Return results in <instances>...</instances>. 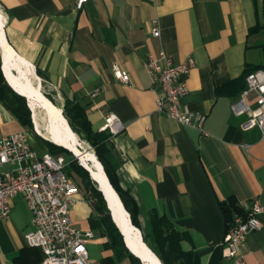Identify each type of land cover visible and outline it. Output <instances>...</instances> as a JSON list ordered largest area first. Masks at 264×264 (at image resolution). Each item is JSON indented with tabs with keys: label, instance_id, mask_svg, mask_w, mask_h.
I'll return each mask as SVG.
<instances>
[{
	"label": "crops",
	"instance_id": "1",
	"mask_svg": "<svg viewBox=\"0 0 264 264\" xmlns=\"http://www.w3.org/2000/svg\"><path fill=\"white\" fill-rule=\"evenodd\" d=\"M0 0L3 32L61 110L78 103L95 133L105 115H116L123 131L109 136L107 159L120 186L134 199L139 231L156 248L150 221L162 217L180 235L190 264H229L222 255L225 220L220 208L264 200V138L243 131L229 95L246 67L264 65V0ZM159 29L153 37L151 30ZM176 64L193 65L182 99L206 114L203 130L181 126L156 110L158 86L144 69L159 52ZM126 70L128 84L112 67ZM229 85V86H227ZM97 90L96 95H92ZM25 128L0 103V137ZM247 147V148H245ZM71 212L75 226L91 230V202L79 191ZM261 230L250 233L245 264H264ZM32 215L17 196L0 220V264H41L42 253L27 245ZM88 264H130L105 248L93 230Z\"/></svg>",
	"mask_w": 264,
	"mask_h": 264
},
{
	"label": "built area",
	"instance_id": "2",
	"mask_svg": "<svg viewBox=\"0 0 264 264\" xmlns=\"http://www.w3.org/2000/svg\"><path fill=\"white\" fill-rule=\"evenodd\" d=\"M86 1L76 0V8L80 9ZM151 35L158 37L159 29L154 27ZM192 65L190 58L176 64L163 51L143 63L159 88L156 110L181 126L206 135L203 130L206 114L192 111L182 103L188 93L186 77ZM112 74L123 84L130 82L128 72L116 65L112 67ZM96 94L97 90L92 95ZM230 109L235 117L241 118V130L257 128L264 138V68L246 75L245 88ZM100 131L114 137L123 131V125L116 115L108 113ZM66 166L61 155L37 152L26 130L0 137V220L9 215L14 199L22 196L32 215V229L25 234V240L28 246L42 253L41 264H88L87 245L94 234L92 230L78 228L72 221L71 212L79 189L66 175ZM240 208L242 211L234 215L222 244V255L229 264H245L246 238L263 226L260 216L264 214V200H254Z\"/></svg>",
	"mask_w": 264,
	"mask_h": 264
},
{
	"label": "trees",
	"instance_id": "3",
	"mask_svg": "<svg viewBox=\"0 0 264 264\" xmlns=\"http://www.w3.org/2000/svg\"><path fill=\"white\" fill-rule=\"evenodd\" d=\"M258 68H264V65L246 67L238 79L229 83V85H233V88H230L229 90V95L234 98L238 97L245 88L246 75ZM46 98L54 104L50 96L46 95ZM0 103L11 113L19 124L25 128L26 131L29 133L31 131L33 135L38 138L45 149L44 151L55 156L61 155L65 159L67 156H71V153L66 149L54 145L34 133L30 110L26 104L25 98L16 94L7 85L1 73V69ZM61 113L67 120L70 128L77 135H83L87 143L91 145L94 154L103 167L110 185L117 193L124 209L128 212L131 223L139 229L136 203L131 195L121 188L117 173L107 159V154L109 152L107 141L110 135L108 133L101 134L93 132L85 116L84 109L78 103L67 101ZM65 173L74 182L79 191L84 193L85 198L91 202L93 215L89 217V224L92 231H97L99 235L106 239L104 243L105 248L112 249L115 256L118 258L122 254H126L130 259V264H141L140 261L131 255L125 248L122 236L111 220L106 203L101 193L96 189L94 183L89 178L88 172L80 167L75 159H71L67 163ZM220 208L225 220V231H227L234 215L241 213L242 209L232 198L222 202ZM150 224L151 234L156 243V248L149 246L147 244V239L144 236H142V239L158 257L160 262L162 264H190V254L181 250L180 235L172 228L168 221L162 217H154L151 219Z\"/></svg>",
	"mask_w": 264,
	"mask_h": 264
},
{
	"label": "bare ground",
	"instance_id": "4",
	"mask_svg": "<svg viewBox=\"0 0 264 264\" xmlns=\"http://www.w3.org/2000/svg\"><path fill=\"white\" fill-rule=\"evenodd\" d=\"M3 24V17L0 12V55L3 61V74L12 87L21 93L23 97H26L31 108L36 133L45 139L70 147L73 153L77 155L79 163L88 170V174L102 186L113 210L114 219L119 229L125 233L131 248L136 251L138 250L136 246H141L145 248L144 252L147 256L150 255L152 259L160 262L143 239L140 240L142 235L139 229L130 222V219L128 220L127 211L123 205V208L121 207L118 195L110 186L100 162L92 152L84 149L85 143L78 139L77 134L70 128L62 113L59 115V112H61L60 108L42 93L39 80L33 75L31 66L18 57L7 44L4 37ZM52 125H54V131ZM141 253L139 250V254Z\"/></svg>",
	"mask_w": 264,
	"mask_h": 264
},
{
	"label": "water",
	"instance_id": "5",
	"mask_svg": "<svg viewBox=\"0 0 264 264\" xmlns=\"http://www.w3.org/2000/svg\"><path fill=\"white\" fill-rule=\"evenodd\" d=\"M2 63H3V61H2V56L0 55V65H1V66H0V69H1V73H2V75H3V77H4L5 82L7 83V85H8V86H9V87H10V88H11L16 94L22 96L21 93H19L18 91H16V90L12 87V85L8 82V80L6 79L5 75L3 74ZM22 97H23V96H22ZM24 98H25V100H26V102H27V106L29 107V105H28V101H27L26 97H24ZM29 109H30V111H31V108H30V107H29ZM59 115H61V112H59ZM31 117H32V115H31ZM47 119H49V118L47 117ZM32 122H33V120H32ZM52 126H53V131H54V125H52ZM45 140L51 142V143L54 144V145H57V146H59V147H62V148H64V149H66L67 151H69L70 153L73 154L74 158L78 159L77 155L73 153V151L70 149V147H67L66 145H63V144H61V143H56V142H54V141H50V140H48V139H45ZM79 164H80V163H79ZM80 166H82V165L80 164ZM82 167H83V166H82ZM83 168H84L86 171H88L85 167H83ZM89 177H90L91 180H93V181L96 183V185H97V189H98V191L101 193V195H102V197H103V199H104V201H105V203H106V207H107V209L109 210V214H110L111 220L113 221L114 225H115V226L117 227V229L119 230V232H120V234H121V236H122V240H123L124 246H125V248L127 249V251H128L131 255H133L135 258H137V259L140 261L141 264H161L159 261L157 262V261H155L154 259H152V257H150V255L147 256L146 253L144 252L145 248H143V247H141V246H138V247L136 246V248L138 249V250H136V251L133 250V249L131 248L130 244L127 242V239H126L125 233L119 229V227H118V225H117V223H116V221H115V219H114V213H113V210H112V208H111V206H110V204H109V202H108V199H107V197H106V195H105V193H104V191H103V189H102V186L98 183L97 180L93 179V178L91 177L90 174H89ZM110 186H111V185H110ZM118 198H119V197H118ZM118 200L120 201V199H118ZM120 204H121V207H122V203H121V201H120ZM122 208H123V207H122ZM126 213H127V217H128V220H129V219H130L129 214H128V212H126ZM130 222H131V221H130ZM140 240H142V237H140ZM139 250L142 252L141 254H139Z\"/></svg>",
	"mask_w": 264,
	"mask_h": 264
},
{
	"label": "rangeland",
	"instance_id": "6",
	"mask_svg": "<svg viewBox=\"0 0 264 264\" xmlns=\"http://www.w3.org/2000/svg\"><path fill=\"white\" fill-rule=\"evenodd\" d=\"M33 80V79H32ZM33 82H35L34 80H33ZM41 91H42V93L46 96V95H48V96H50L49 94H47V90H46V88L44 87V85L42 84L41 85ZM20 96V95H19ZM51 97V96H50ZM24 98V97H23ZM53 100V99H52ZM26 101V100H25ZM54 102V101H53ZM26 104H27V102H26ZM54 104H55V102H54ZM56 105V104H55ZM29 108V107H28ZM30 110V109H29ZM61 110V109H60ZM61 112H62V110H61ZM32 115V113H31V111H30V116ZM31 121H32V117H31ZM32 128H33V130L35 131V127H34V123L32 122ZM30 142H31V144H32V146H33V148L37 151V152H40V153H42V152H44V147H43V145L40 143V141L38 140V138H36L34 135H33V133L30 131ZM36 133V132H35ZM36 135H37V133H36ZM38 136H40V135H38ZM78 136V139H80L81 140V142H84L85 143V146H84V149L85 150H88V151H90V152H92L93 153V155L96 157V155L94 154V150H93V148L91 147V145L89 144V143H87V141L84 139V136L83 135H77ZM41 138H43L42 136H40ZM43 139H45V138H43ZM49 142V141H48ZM51 143V142H50ZM71 159H75V161H77V164L80 166V164H79V161H78V159H76V158H74V156H73V154L71 153V156L70 157H66V159H65V161L68 163ZM96 159H97V157H96ZM98 160V159H97ZM99 161V160H98ZM80 167H82V166H80ZM83 168V167H82ZM6 168H4L3 170H5ZM84 169V168H83ZM85 170V169H84ZM86 171V170H85ZM89 175V174H88ZM90 178V177H89ZM93 183H94V185H95V187H96V189H97V185H96V183L93 181V180H91ZM98 190V189H97ZM83 193V192H82ZM74 208V207H73ZM72 208V209H73ZM143 236V235H142Z\"/></svg>",
	"mask_w": 264,
	"mask_h": 264
}]
</instances>
